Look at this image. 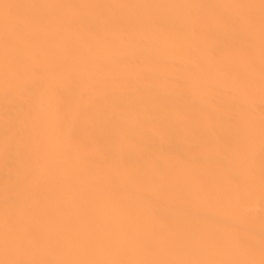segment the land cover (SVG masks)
<instances>
[{"label": "bare ground", "instance_id": "1", "mask_svg": "<svg viewBox=\"0 0 264 264\" xmlns=\"http://www.w3.org/2000/svg\"><path fill=\"white\" fill-rule=\"evenodd\" d=\"M0 264H264V0H0Z\"/></svg>", "mask_w": 264, "mask_h": 264}]
</instances>
